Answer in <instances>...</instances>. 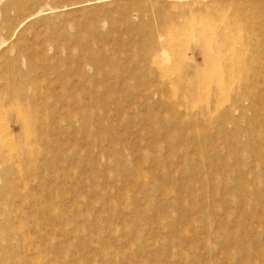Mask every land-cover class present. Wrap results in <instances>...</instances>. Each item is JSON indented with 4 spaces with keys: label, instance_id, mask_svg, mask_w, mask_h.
I'll list each match as a JSON object with an SVG mask.
<instances>
[{
    "label": "bare ground",
    "instance_id": "6f19581e",
    "mask_svg": "<svg viewBox=\"0 0 264 264\" xmlns=\"http://www.w3.org/2000/svg\"><path fill=\"white\" fill-rule=\"evenodd\" d=\"M47 1L0 0V114L18 118L10 136L0 137V264H104L109 246L94 248L98 259L91 262L76 253L68 258L75 246L66 232L72 225L77 234L78 220L99 201L103 131L113 132L108 146L114 148L130 144L117 134L126 125L127 134L137 128L146 132L149 145L179 147L182 161L192 162L188 149H194L199 161L190 171L177 167L179 174L215 189L219 163L225 172L238 174L242 192L237 161L244 121V144L252 159H262L255 129L263 133L258 104L264 98V0H127L120 11L123 21L111 25L112 38L38 32L28 42L27 32L19 30L56 9L54 3L100 0ZM10 9L19 22L13 30ZM163 35L173 42L161 43ZM190 43L199 51L195 64L175 53V47L183 52ZM49 48L56 53L48 55ZM134 137L138 144L146 141ZM171 173L155 186L165 198ZM122 195L119 191L117 198ZM179 198L175 202L181 207ZM92 217L104 218L101 213ZM93 239L102 244L99 237ZM130 247H118L119 255L128 256ZM175 251L182 256V249Z\"/></svg>",
    "mask_w": 264,
    "mask_h": 264
},
{
    "label": "rangeland",
    "instance_id": "374dc122",
    "mask_svg": "<svg viewBox=\"0 0 264 264\" xmlns=\"http://www.w3.org/2000/svg\"><path fill=\"white\" fill-rule=\"evenodd\" d=\"M48 1V3H52V0ZM129 2L131 1L100 0L73 4L74 2L58 1L54 3L56 9L47 10L34 20L26 22L19 33L27 32L25 39L28 42L38 32L49 36L54 34L57 37L63 32L71 34L81 32L85 38L90 40L97 37L112 38L116 34L111 33L113 32L111 25H117L118 22L123 21L120 11H122L123 4ZM113 3L120 5L118 10L109 8ZM132 7L133 10L137 9L136 6ZM9 18L11 20L9 28L13 30L19 22L14 20V11L11 9ZM2 22L3 18L0 12V26L3 24ZM3 29L5 30L4 27ZM114 32L116 31L114 30ZM2 36H4L3 33ZM120 36L124 37L123 34ZM159 38L161 43L163 41L173 42L170 36L163 35ZM194 45V43L188 44V48L185 46L186 49L183 52L179 50V47L174 46L175 53L178 55L184 53L192 61V64H195L200 60L198 48ZM47 53L52 55L56 52L49 48ZM121 57L125 56L121 55ZM87 70L89 71L90 68L87 67ZM263 82L264 80L260 86L264 91ZM107 85L109 87V84ZM43 86L45 88V85ZM55 88L59 92L62 91L58 84L55 85ZM137 90L142 91L144 88L138 87ZM258 106L261 109L258 120L260 119L264 123V98L263 103L259 102ZM4 115L0 114V137H4L5 132H8L7 135L10 136V130L17 126L15 122L18 121L17 116L9 117L10 114H7L5 117ZM244 129H247L245 121L242 123V133L239 134L242 144L238 148L241 154L237 161L239 168L242 169V192L239 191L240 179L236 177L238 174L230 171L225 172L219 163L215 166L218 169L217 176L214 178L215 189L206 183L198 184L193 177L187 174H179L176 171L177 167H183L190 171L199 161L200 157L193 154L194 149H188L192 154L191 160L194 162L191 166L190 160L182 161L177 155L179 147L176 149L172 147L173 145L169 147L149 145L146 132L138 128L127 134V128L124 125L117 132L120 137H128L129 147L122 144L116 145L115 148L110 145L109 147V139L114 136L113 132L103 131L102 147L104 149L98 154L101 162L100 187L97 193L99 201L90 212L78 220L79 232L77 234L73 232L74 226L67 227L66 232L75 246L73 250H69L68 258L76 253L78 258L85 257L91 262L98 259L97 254L92 251L94 248L100 247L101 249L104 246H109L110 250L107 249V252L105 251L102 255L105 260L104 264H170L171 261L174 264H264V143L260 142V138L264 136V125L263 133L255 129L256 136H258L256 147L259 148L262 159L251 158L248 148L244 144L247 137ZM134 136H145L146 141L139 145ZM104 139H106V143ZM210 154H213L212 150ZM172 164L173 167L170 168ZM170 170L173 171L171 173L172 181L164 184L168 189L170 188L168 197L165 198L155 186L163 183V178ZM206 176L207 174L203 172L202 177ZM138 177H141L139 182L136 181L139 179ZM124 184H128L126 189H124ZM119 191L125 197L122 200L117 198ZM237 194L238 196H236ZM178 196L181 207L175 202ZM241 196L242 203L240 202ZM132 200H134V204H132ZM110 201L112 202L111 206L109 205ZM68 212L74 213L72 208H69ZM98 213L104 217L99 221L92 217ZM152 216L154 217L152 218ZM89 218L90 220H86ZM69 228L72 231H68ZM124 230L128 232L126 236L123 233ZM180 231H183V234ZM93 236L99 237L102 244L95 243L96 240L93 239ZM129 243H131V247L128 256L119 255L123 252H119L118 247L126 246ZM134 244H137V247ZM81 245L85 247V253ZM179 248L183 250L182 256L177 255L176 251L174 252ZM173 252L175 255L172 254V258H170L169 254ZM137 253L145 257L136 256ZM110 256L112 258H109Z\"/></svg>",
    "mask_w": 264,
    "mask_h": 264
}]
</instances>
